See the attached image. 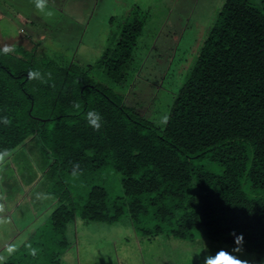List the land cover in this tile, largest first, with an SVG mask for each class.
<instances>
[{
	"label": "trees",
	"instance_id": "obj_1",
	"mask_svg": "<svg viewBox=\"0 0 264 264\" xmlns=\"http://www.w3.org/2000/svg\"><path fill=\"white\" fill-rule=\"evenodd\" d=\"M145 21L133 7L100 58L86 65L22 44L0 54V117L12 121L0 123V151L35 140L57 200L5 264H62L72 245L69 224L124 216L146 239L194 240L200 230L237 246L230 233L243 234L245 251L258 263L264 258V0H224L162 126L124 102ZM30 68L52 79L29 81ZM90 110L103 117L99 132L87 124ZM73 163L83 170L79 178L70 176ZM109 167L120 174L121 195L96 183ZM28 244L37 257L27 255Z\"/></svg>",
	"mask_w": 264,
	"mask_h": 264
},
{
	"label": "rangeland",
	"instance_id": "obj_2",
	"mask_svg": "<svg viewBox=\"0 0 264 264\" xmlns=\"http://www.w3.org/2000/svg\"><path fill=\"white\" fill-rule=\"evenodd\" d=\"M224 0H50L55 16L45 18L31 0H0V44H22L37 55L65 63H94L133 7L146 21L137 40L135 79L124 102L162 126L179 88L193 66ZM116 89V87H115ZM0 165L3 205L0 255L6 258L47 221L57 200L47 191L45 161L39 144L25 141ZM110 196L123 193L120 174H101ZM2 202V203H1ZM4 203V204H3ZM12 211V218L5 212ZM71 247L62 264H202L203 257L237 246L213 242L199 230L194 240L138 235L128 216L112 224L77 218L68 226ZM250 264L254 253H233Z\"/></svg>",
	"mask_w": 264,
	"mask_h": 264
},
{
	"label": "clouds",
	"instance_id": "obj_3",
	"mask_svg": "<svg viewBox=\"0 0 264 264\" xmlns=\"http://www.w3.org/2000/svg\"><path fill=\"white\" fill-rule=\"evenodd\" d=\"M32 4L35 7V10L38 13L43 14L45 18H52L55 16V10L50 6V0H31ZM16 52V46L14 44L4 43L0 46V54L7 56L9 54H13ZM26 77L29 81H40L43 84H48V82L52 79L51 73H42L38 69H29L26 73ZM47 77V78H46ZM54 86V85H53ZM74 110L79 112L81 109V104L78 101H74L72 104ZM85 119L89 127H91L94 131L99 132L102 127L103 117L101 114L96 110H90L85 113ZM168 117L165 115L161 123L167 124ZM0 123L5 126L11 125L12 121L7 117L3 116L0 117ZM12 155L11 151L5 149L0 151V165H3L6 162V159ZM83 174V170L80 167L79 163H73L70 171V176L72 178H79ZM0 211H3V205H0ZM3 223V221H0ZM235 237V244L237 247L233 248L232 251H226L224 249H220L214 255L209 253L203 257L202 264H250L249 260L241 259L240 256L234 255L233 253L243 252V244H244V237L243 234L239 236L236 235L235 232L230 233ZM27 248V255L31 257L38 256L37 248L33 247L31 244L26 245ZM8 253L11 254L15 251L14 247L8 248ZM6 257L4 255H0V264H5Z\"/></svg>",
	"mask_w": 264,
	"mask_h": 264
},
{
	"label": "crops",
	"instance_id": "obj_4",
	"mask_svg": "<svg viewBox=\"0 0 264 264\" xmlns=\"http://www.w3.org/2000/svg\"><path fill=\"white\" fill-rule=\"evenodd\" d=\"M14 45H16V44H14ZM0 46H2L1 44H0ZM27 141V140H26ZM28 142H33V139H28ZM5 165V164H4ZM2 203V202H1ZM4 204V203H3ZM0 205H2V204H0ZM12 211H7V212H5V214H7V216L8 217H10V219L12 218L11 216H12ZM2 211H0V221H2ZM2 236H6V234L5 233H3V228H2V223H0V239L2 238ZM0 244H1V242H0ZM2 246L0 245V251L2 250V248H1Z\"/></svg>",
	"mask_w": 264,
	"mask_h": 264
}]
</instances>
